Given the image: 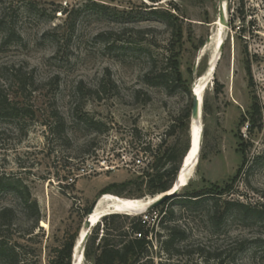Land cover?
<instances>
[{
  "label": "rangeland",
  "instance_id": "obj_1",
  "mask_svg": "<svg viewBox=\"0 0 264 264\" xmlns=\"http://www.w3.org/2000/svg\"><path fill=\"white\" fill-rule=\"evenodd\" d=\"M224 2L220 56L202 90V158L189 184L155 209L152 264H264V0ZM219 5L0 0V91L35 113L0 116V210L10 207L15 215L0 234L15 246L16 264H51L95 199L147 197L145 172L155 158L163 156L166 167L178 162L189 146L192 120L185 113L209 62ZM154 8L172 21L146 14ZM158 74L167 83L152 78ZM53 111L64 120L63 133L51 134L44 125ZM252 115L260 125L249 131ZM224 189L217 206L212 197L194 205L181 195ZM27 193L39 208L36 227L23 203ZM223 200L262 215L235 208L217 225L213 214ZM169 210L173 216L164 217ZM115 213L130 214L127 222L138 215ZM105 214L92 220L99 218L100 235ZM162 221L184 234L174 245L178 253L161 247ZM80 264L92 262L82 256Z\"/></svg>",
  "mask_w": 264,
  "mask_h": 264
},
{
  "label": "trees",
  "instance_id": "obj_2",
  "mask_svg": "<svg viewBox=\"0 0 264 264\" xmlns=\"http://www.w3.org/2000/svg\"><path fill=\"white\" fill-rule=\"evenodd\" d=\"M241 1V0H239ZM239 10V9H237ZM146 14H149L154 17H158L161 21L170 23L172 20V15L167 12L157 8L150 9ZM12 32H9L6 39H12ZM169 67L172 69V61L169 62ZM172 78L175 80L176 84L180 85V82L173 74L171 70ZM153 79H158L159 83H167L166 78H161L160 74L152 77ZM19 88L25 87L27 84L22 77L17 76ZM251 82V79H250ZM29 83V82H28ZM219 90H217L218 92ZM191 106H192V95H190V105L188 110H186L185 117L189 118L191 115ZM23 111H26L27 115L33 116L35 113L31 109L21 108L19 103L15 100H11L7 95L3 94L0 91V116L5 117H21ZM51 121L45 122V126L48 128V131L51 134L63 133L64 131V120L56 112L53 111L51 114ZM258 120L252 115L251 123L247 126L249 131H252L255 127H258L260 124H257ZM205 135V131H203ZM187 148V147H186ZM149 148H144V151H147ZM182 153L178 162L172 166H162L160 165L163 156L156 157L154 162L150 167V172H145V185L149 196H154L156 194L168 191L173 183V180L179 169L181 158L184 155L185 151ZM202 151V150H201ZM202 158V154L200 155ZM243 164L240 167L237 175L241 173ZM189 184V183H188ZM187 184V185H188ZM186 185V186H187ZM226 189L221 192H218V195L213 194L211 191H194L189 193H184L182 195L183 202L198 205L201 203V199L205 197H212L215 200L216 206L219 202L220 196H222ZM105 194V193H104ZM220 195V196H219ZM166 201V200H165ZM162 202L160 205H163ZM23 203L35 214V225L40 218V212L36 200H30V195L27 193V196L24 198ZM159 206L153 208L157 209ZM235 208H239L244 215H254L257 213V216L260 217L262 214L255 211L249 205L232 200H223L222 208L216 209L213 214V218L217 225L222 223L225 219L227 213ZM127 214V213H126ZM112 213L102 216V232L100 235V221L94 226L93 234L87 238L84 257L85 259L92 262V264H140L142 260L145 262H150L152 264V258L150 257V247L151 239L150 234L153 233L154 228H150L143 223L141 216L136 215L129 222V215ZM14 210L10 207H4L0 210V233L5 229H8L13 224L14 219ZM173 216L171 210L164 211V217L170 218ZM128 226V230H123V227ZM160 226L166 231V237L161 241V247L169 254L178 253L174 249L176 240L182 238L184 234L177 230L175 227H169L164 222H159ZM130 233V234H129ZM140 234L141 237H135V234ZM161 237V234L155 233V236ZM77 233L71 236L62 247L57 250V254L54 260L51 261V264H71L72 249L74 246V241L76 239ZM0 260L3 264H16V248L14 245H10L5 236L0 234ZM219 264H224L222 261Z\"/></svg>",
  "mask_w": 264,
  "mask_h": 264
},
{
  "label": "bare ground",
  "instance_id": "obj_3",
  "mask_svg": "<svg viewBox=\"0 0 264 264\" xmlns=\"http://www.w3.org/2000/svg\"><path fill=\"white\" fill-rule=\"evenodd\" d=\"M223 8L221 7V11L223 12L224 18L226 17V3L223 2ZM223 18V19H224ZM224 27H223V20L218 19L217 21V29L213 35L210 36V41L207 43V46H211V55L209 58V64L207 65V68L205 69V72L203 73V76L200 77L193 85V90L198 96V100L201 103L202 101V90L204 89V86L208 80V78L211 75V72L213 70V67L215 66L216 62L219 59L220 56V49L222 47V40L224 37ZM202 116V113H201ZM191 133L192 137L194 139V146L190 153L186 156L185 162L183 161V169L182 172L178 176V182L176 184V187L178 184H184L187 179L191 178L194 169L196 167V156L195 153L197 151V148L199 146L198 138L201 130H203V123L201 121V118L197 119H191ZM190 130V129H189ZM201 150V145H200ZM181 166V168H182ZM181 170V169H180ZM173 189H170L169 192H171ZM155 196H147L140 199H129L124 197H117V196H104L100 197L98 200V203L94 209V211L90 214H87L86 218H89L90 222H92L93 217L100 216L102 214H107L108 212H115L120 210H127L128 212H136V213H143L148 210L149 204L153 202V198ZM96 221V220H95ZM93 223V222H92ZM88 229L82 225L80 228V236L77 238V242L75 244L74 249V258H73V264H80V261L82 259V252H81V240L87 233Z\"/></svg>",
  "mask_w": 264,
  "mask_h": 264
},
{
  "label": "water",
  "instance_id": "obj_4",
  "mask_svg": "<svg viewBox=\"0 0 264 264\" xmlns=\"http://www.w3.org/2000/svg\"><path fill=\"white\" fill-rule=\"evenodd\" d=\"M224 1L225 0H220L219 8H221V7L223 8L222 5H223V2ZM223 18H224L223 12L220 9L219 19L223 20ZM208 64H209V62H208ZM191 91H192V106H191L190 120L191 119L201 118L202 103H203V101H201V103L199 102L198 96L194 92L193 88L191 89ZM189 136H190V138H189V146H188V148H187V150H186V152H185V154H184V156H183V158L181 160L179 169L177 171V174H176V176H175V178L173 180L172 186L170 188V189H173V190L171 192H169L170 191V189H169L168 191H165V192L156 194V197L153 198L154 199L153 202H151V204H149L148 210H151V209L159 206L166 199H168V198H170L172 196H175L178 193V191L183 187V185H186L189 182V180L191 179V178L187 179V181L184 184H178V186L176 187V184H177L178 179H179L178 178L179 172H180L181 166L183 165L184 158L190 153V151L192 150V148L194 146V139L192 137V133L190 132V130H189ZM202 137H203V130H201V132L199 134V138H198L199 146H198L197 151L195 153L197 162L199 160V156H200V152H201L200 145H202ZM99 198L98 199H95L92 202V204L89 206V208H88V214H90V213H92L94 211V209H95V207H96V205L98 203ZM113 213H115V212H113ZM108 214H112V213H108ZM108 214H105V215H108ZM126 215H130V214H126ZM96 221H99V218ZM96 221L94 223H96ZM94 223L90 222L89 218H86V217H85V219L83 221V225L88 229L87 233L85 234V236L81 240V243H82L81 244V252H82L83 258H84V249H85L84 244L87 241L88 235L90 234V230H91V228H92V226H93ZM79 236H80V232H78V234H77V237H79ZM77 237H76V239L74 241V246H73V249H72V258H73V255H74L73 252H74V249H75V244L77 242ZM72 264H73V260H72Z\"/></svg>",
  "mask_w": 264,
  "mask_h": 264
},
{
  "label": "built area",
  "instance_id": "obj_5",
  "mask_svg": "<svg viewBox=\"0 0 264 264\" xmlns=\"http://www.w3.org/2000/svg\"><path fill=\"white\" fill-rule=\"evenodd\" d=\"M139 216H141L143 223H146V225L150 228H153L155 225V218L157 217V213L155 210H147L143 213H141ZM135 237H141L140 234H135Z\"/></svg>",
  "mask_w": 264,
  "mask_h": 264
}]
</instances>
